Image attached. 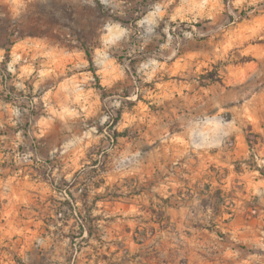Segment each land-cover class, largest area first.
Returning <instances> with one entry per match:
<instances>
[{"label":"rangeland","instance_id":"374dc122","mask_svg":"<svg viewBox=\"0 0 264 264\" xmlns=\"http://www.w3.org/2000/svg\"><path fill=\"white\" fill-rule=\"evenodd\" d=\"M262 167L264 0H0V264H264Z\"/></svg>","mask_w":264,"mask_h":264},{"label":"trees","instance_id":"16d2710c","mask_svg":"<svg viewBox=\"0 0 264 264\" xmlns=\"http://www.w3.org/2000/svg\"><path fill=\"white\" fill-rule=\"evenodd\" d=\"M88 55L90 56L89 53H88ZM212 79H213L214 81L220 80V78H219V79H216L215 77H213ZM258 170L260 171V173H261L262 175H264V167L259 168ZM70 195H72V193H70ZM68 204L71 205V202H68Z\"/></svg>","mask_w":264,"mask_h":264}]
</instances>
